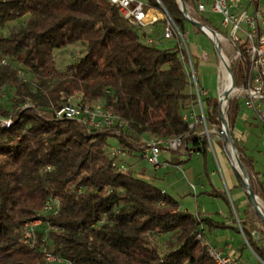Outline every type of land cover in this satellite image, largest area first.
I'll list each match as a JSON object with an SVG mask.
<instances>
[{"label":"trees","instance_id":"16d2710c","mask_svg":"<svg viewBox=\"0 0 264 264\" xmlns=\"http://www.w3.org/2000/svg\"><path fill=\"white\" fill-rule=\"evenodd\" d=\"M160 1L179 29L187 31L193 23L178 0ZM148 5L162 8L156 0ZM24 17L23 26L5 35L10 23ZM142 36L107 0H0V264H48L44 247L71 264H216L198 237L230 229L241 237L243 231L264 262V247L224 190L204 194L228 204L231 225L182 210L154 180L131 169L118 172V165H128L127 157L143 159L144 140L181 137L179 150H163L170 165L188 163L190 151L196 150L209 175L211 149L204 126L190 129L183 119L196 103L182 60L185 51L179 43L172 49L148 46ZM75 44L83 45V55L61 71L55 51ZM247 69L245 55L233 63L237 86ZM6 88L14 90L10 109L1 103ZM77 94L84 103L111 110L117 117L114 126L92 129L83 121L57 118L56 110ZM204 103L208 125L219 126L224 137L216 120L219 102L206 96ZM244 108L242 101H231L228 128L253 191L264 200L262 184L253 177L256 161L235 136ZM112 137L126 158L111 152ZM50 200L60 203L56 215L43 214ZM38 219L44 225L36 231V242L25 245L24 225ZM45 224L58 230L46 232ZM164 237L161 249L158 242ZM244 248H249L245 242Z\"/></svg>","mask_w":264,"mask_h":264},{"label":"built area","instance_id":"2783aa9c","mask_svg":"<svg viewBox=\"0 0 264 264\" xmlns=\"http://www.w3.org/2000/svg\"><path fill=\"white\" fill-rule=\"evenodd\" d=\"M110 4L117 7L121 16L140 29L143 33L142 41L148 46H162L163 40L178 39L180 47L185 51L182 60L185 64V71L195 86L196 109L187 111L183 119L188 123L190 129H194L198 124L204 126L203 134L206 135L210 148H213L211 131L206 120V110L204 108V98L208 95L207 90H203L202 82L198 78L196 66L188 47V33L181 31L170 16L168 11L162 5L160 0H156L161 6L157 9L148 5V0H107ZM212 4V11L221 16L219 22L222 32L218 29L212 30L202 19L203 13L207 10V4L204 0H198L196 5L186 4L183 0H178L180 9L185 17L193 22L199 23L196 26L201 32L206 33L214 41L220 55L225 82L219 90V111L216 117L220 124L224 137L227 139L225 130L228 127V110L232 100L238 99L243 102L247 111H251L257 116L261 126V141L264 144V0H208ZM195 14V16L193 15ZM162 26V35L155 38L154 26ZM243 41V42H242ZM224 43L230 47L233 52V60L227 55ZM247 57L248 69L247 75L242 85L235 84V78L232 72V64L235 61H243V56ZM56 117L60 119H70L83 121L89 128L103 129L112 127L116 123L117 117L111 110L105 109L102 104H88L77 99V102L64 104L56 110ZM10 121H4L10 124ZM217 126V125H212ZM219 127V126H218ZM222 135V134H221ZM228 140V139H227ZM182 147L181 137L168 138H148L144 140L142 151L143 159L153 168L154 171L165 170L170 163L164 158L163 150L177 151ZM111 152L120 158H126L125 152L119 148H112ZM190 153H194L191 150ZM129 166L126 164L118 165V172H128ZM60 203L58 200L48 201L43 208V214H58ZM242 231L241 225L238 221ZM44 225L42 219L27 222L24 225L23 243L25 245H34L37 238L38 227ZM46 225V232L57 231L58 229L51 225ZM242 238L248 247L245 235L242 231ZM255 238V237H254ZM202 243L208 248V252L216 264H249L237 260L234 255L212 246L207 239H202ZM254 253V251L252 250ZM255 254V253H254ZM256 255V254H255ZM44 260L48 264H71L61 258H58L46 247L43 248ZM257 256V255H256ZM258 257V256H257ZM260 260L259 264H264Z\"/></svg>","mask_w":264,"mask_h":264},{"label":"rangeland","instance_id":"374dc122","mask_svg":"<svg viewBox=\"0 0 264 264\" xmlns=\"http://www.w3.org/2000/svg\"><path fill=\"white\" fill-rule=\"evenodd\" d=\"M207 4V10L205 13H203V16L205 19H208L207 24L212 30L218 29L220 32L224 33L222 29L220 28L219 22L221 21V16L219 14H215L212 11V4L209 3L208 0H204ZM195 16V14H193ZM28 17H24L18 21L12 22L8 25L7 30L5 32V35H8L10 31L16 30L23 26L26 22ZM154 29L156 30V37H159L162 35V26L161 24H157L154 26ZM187 33H188V47L191 52V55L193 57L196 71L198 78L202 82L203 86H205L206 90L209 91V98L212 102H216L219 99V88L222 85L223 82H225L222 72V67L220 63V55L218 53V50L216 48V45L214 41L207 35L206 33L201 32L195 25L188 23L187 24ZM243 42V41H242ZM178 43L177 37L171 39V40H163L162 46H159V48L163 49H172L175 47ZM225 51L227 52L228 57L230 60H233V52L230 47L226 46V43H224ZM204 51L208 55V59L204 60L202 58H198V55L196 54V50ZM84 53V47L81 44H75L72 46H69L67 48L57 50L55 51L54 55L57 61L58 68L61 71H65V68L67 65H69L73 60L77 59L78 57L82 56ZM15 65V64H14ZM16 66V65H15ZM233 66V64H232ZM18 67V66H17ZM190 81V88L189 91L195 95V86L191 80ZM54 83H51L48 89H51L53 87ZM205 88H202L205 90ZM14 97V90L10 88H6L1 92V103L2 106L6 109H10L12 104V98ZM82 98L81 94H77L73 99L72 102H77V99ZM196 105L194 104L190 110H194V112L198 115H200V111L196 109ZM204 108L206 110V107L204 105ZM241 115H245L246 110L245 108L242 110ZM246 121L250 125L249 128L245 127V124L243 120L238 119L237 121V127L236 129L239 130V132L242 131L244 135L247 134V136L250 137V145L251 149H254L256 151V154L260 157L263 156V152L260 150L262 144L261 141V135L259 130L257 129L258 125L260 126L259 120L256 115H254L251 111L246 114ZM258 121V122H257ZM261 127V126H260ZM209 130L211 131V139L213 142V148L211 149V155L208 156L207 160L211 167L213 168L217 176H219L223 180L222 189L229 195H232L233 197V204L238 209L239 215L242 220L246 221L248 229L253 233V236L255 239L259 240L260 244L264 247V212L261 214L256 206L254 204H251L249 202L248 208L241 206L242 201L237 199L235 197L236 190L233 189L227 178L226 169H225V163L223 162V158L221 156L220 152V145L217 137L219 136V127L218 126H209ZM239 132H236L240 137L239 139L243 138V135H241ZM237 135V136H238ZM109 144L112 148H119V142L117 138H110L108 140ZM223 144V143H222ZM224 145V144H223ZM227 149V155L228 159L230 161V165L238 171L240 178L242 180V183L246 186V180L245 175L241 172L239 163H238V153H235L232 150L231 143H228L226 145ZM260 150V151H259ZM196 153V150H194V154ZM166 157L165 155L163 156ZM264 157V156H263ZM128 166L134 167V164H130L129 159H126ZM204 156H195L192 159V167L195 169V179L193 184L181 173H179V170H174L171 167L167 171L161 170L158 171V179L156 181V185L164 190H167L176 201L180 203V205L190 211L197 214V208H196V197L198 195H201L200 191L202 190V184L199 181V178L205 179L204 174ZM139 168L144 170L145 173L148 175L153 174V168L147 163L145 159H139ZM168 173V174H167ZM193 185L196 186V189L193 187ZM202 204L200 205L201 208L199 210H202L204 207L209 212H217L220 209H224L226 212L227 210V203L222 199L212 198L207 195L202 196L201 198ZM259 205L261 204L264 207V201L261 198H258ZM241 207V208H240ZM234 217L237 221H239V216L236 213V211L233 209ZM215 216L222 219L221 214L215 213ZM223 220V219H222ZM234 225V224H233ZM166 240L167 237L162 238L158 244L161 249H164L166 247ZM207 240L212 246H216L219 248V246L225 245V244H231L235 248H238L240 246H243V242H245L242 238V241L239 238V235L235 232V230H230V235H228L227 231L218 230L215 231L212 234H208ZM243 259L248 261L250 264H259L260 260L258 257L252 252L250 248H244L243 249Z\"/></svg>","mask_w":264,"mask_h":264},{"label":"crops","instance_id":"0c3cea01","mask_svg":"<svg viewBox=\"0 0 264 264\" xmlns=\"http://www.w3.org/2000/svg\"><path fill=\"white\" fill-rule=\"evenodd\" d=\"M154 34L156 35V30L155 29H154ZM196 54L198 55V58H202L204 60H207L208 59V55L204 51H200V50L197 49L196 50ZM203 87L205 88V86H203ZM207 92H208V95H209V91L208 90H207ZM248 112H250V111H247L246 110L245 115H241L242 113H240V115L238 117V119H240V117H241V119L243 120V122L245 124V127H247V128L250 127V125L247 123L248 121L245 120L246 114H248ZM257 129L259 130L260 135H261V127L259 125H258ZM236 132H239V130L236 129V131H235L236 138L239 140V142H240L241 145H245L247 147L248 153L251 154L254 157L255 161H256L255 162V170H256L257 174L255 176L253 175V177H254V179H255L256 182H259L260 184H262V187H260V188H262L264 190V157H263L264 156V146L263 145L260 146L261 147L260 150L263 152V156L260 157L259 155L256 154V151L254 150L255 148L254 149H251L250 137L247 136V134L244 135L242 133V131H241L239 133L241 135H243V138L242 139H239L240 136ZM217 139H218L219 145H220L221 156L223 158V162L225 163V169H226V174H227V178H228L227 180H228L230 186L233 189H235L236 192H237L236 195H235V197L238 200L240 199L242 201L241 202L242 203L241 206H243V208L244 207L248 208L249 202L251 203V200H250L249 194L247 192V188L242 183V180L240 178V175H239L238 171H236V169H234V167H232L230 165V161H229L228 155H227L228 153H227V149H226V144L224 142V139H223L222 135L219 134V136L217 137ZM111 149H112V147H111ZM196 155L201 157L202 156V153H198V152H196L195 154L193 153V155L191 157V160L188 163L181 164L180 166L170 165L169 167H171L174 170L175 169L176 170H179V173L181 171V173L193 184L196 174H195V169L192 167L191 163H192V159ZM128 159L130 161V164H134V167H131V168L129 167V168L131 169V171H133L135 173V175H137L138 177L147 179V180H154V182L156 183V181L158 179V175H159L158 174V171H153V174L148 175L147 173L144 172L143 169L142 170L140 169L141 167L139 168V166H137L139 164L138 163L139 161H137V159H135L134 157H130ZM185 159H186V157H180L179 158V160H181V161H183ZM169 167L167 169H165V171H167L169 169ZM203 167H204V174H205V177L206 178L205 179L199 178V181L202 184V190L200 191L201 195H198L196 197V199H197V201H196L197 213H200L201 215H204V216L213 215V217L216 220L221 221V222H225V223L231 225L230 220H229V217L231 216V209L228 206V204H227V210H228L227 212L224 209H220L217 212H209L204 207L202 208V210H199L201 208L200 205L202 204V202H201L202 196L207 195V194H204L205 192L210 191L212 188H216L218 190H223L222 189L223 188L222 187L223 180L219 176H217V174L215 173V171H214L213 168L211 169L209 163H207V167H208V170H209V175H207L205 173V162H204ZM193 187L196 189V186L195 185H193ZM164 191H166L169 194V192L167 190H164ZM257 197L260 198L258 195H257ZM212 198H214V197H212ZM217 199H220V198H217ZM229 199L232 202V205L234 206L232 195H229ZM180 208L182 210H185L187 212H190V211L184 209L181 205H180ZM191 213H194V212H191ZM215 213H218V214L220 213L223 220L220 219L219 217L215 216ZM243 221L246 223L245 220H243ZM230 230H225V231L228 232V235H230ZM239 238L242 241L241 235H239ZM219 249H222L223 251L234 255V257L237 260H239L240 262L249 263L248 261H246V260L243 259V246H240L238 248H235L231 244H225V245L219 246Z\"/></svg>","mask_w":264,"mask_h":264},{"label":"water","instance_id":"95a60500","mask_svg":"<svg viewBox=\"0 0 264 264\" xmlns=\"http://www.w3.org/2000/svg\"><path fill=\"white\" fill-rule=\"evenodd\" d=\"M193 24L195 26H199V23H196V22H193ZM225 134H226V137L229 141V143H231L232 145V150L237 153V149L234 145V142H233V139H232V134L230 132V129L228 127H226V130H225ZM238 158V163H239V166H240V169H241V172L245 175V180H246V188H247V192L249 194V197H250V200L252 202V204H254L257 208V210L261 213V211L259 210V203H258V197L257 195L254 193L253 191V188L251 186V183H250V180H249V177H248V174L245 170V168L241 165L240 163V159H239V156L237 157ZM262 214V213H261ZM263 215V214H262ZM264 216V215H263Z\"/></svg>","mask_w":264,"mask_h":264},{"label":"bare ground","instance_id":"6f19581e","mask_svg":"<svg viewBox=\"0 0 264 264\" xmlns=\"http://www.w3.org/2000/svg\"><path fill=\"white\" fill-rule=\"evenodd\" d=\"M259 210L263 213L264 212V207L260 204L259 205Z\"/></svg>","mask_w":264,"mask_h":264}]
</instances>
